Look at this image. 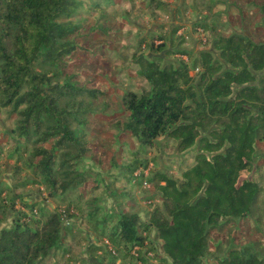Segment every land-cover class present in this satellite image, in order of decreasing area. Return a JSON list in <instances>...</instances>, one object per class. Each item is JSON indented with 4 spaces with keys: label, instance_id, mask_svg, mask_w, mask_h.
Masks as SVG:
<instances>
[{
    "label": "trees",
    "instance_id": "16d2710c",
    "mask_svg": "<svg viewBox=\"0 0 264 264\" xmlns=\"http://www.w3.org/2000/svg\"><path fill=\"white\" fill-rule=\"evenodd\" d=\"M149 2L154 10L167 13L156 0ZM115 3L0 0V110L12 120L3 134L15 143L9 157L16 156L33 176L11 187L0 182V264H57L56 256L68 251L64 238L77 236L74 225L65 221L81 211L85 196L84 221L108 242L92 245L88 264H207L203 251L214 241L213 233H225L226 227H235L238 237L217 258L218 264H264L263 232L249 223L264 207V187L252 176L256 143L264 144V33L259 31L257 40L255 32L245 30L216 34L209 48L191 55L181 47L167 49L165 33L153 30L136 50L121 54L148 87L123 93V116L99 120L98 114L114 108L97 79L101 69L75 61L78 52L106 56L117 31L101 18ZM229 6L240 18L235 24H245L246 7L256 8L264 21V0H230ZM92 12L99 16L90 18ZM198 20L195 26L207 34L205 21ZM176 54L180 58L168 57ZM190 60L197 76L189 73ZM96 125L102 132L114 131L120 146L107 160L116 173L106 184L110 196H120V209L124 199L133 202L122 186L133 188L141 167H146L138 150L162 138L173 140L178 153L193 151L192 162L178 179L160 175L156 189L162 207H153L147 221L128 209L101 213V198L94 193L102 175L79 167L84 155L106 162L105 153L93 152L91 143L100 138ZM128 139L137 150H129L133 159L122 162L119 156ZM88 182L93 186L87 187ZM33 183L52 197L71 198L66 207L49 210L13 191ZM9 212L10 223L2 225ZM250 228L254 233L245 243ZM152 231L163 255L150 263L146 255L154 251L148 240Z\"/></svg>",
    "mask_w": 264,
    "mask_h": 264
},
{
    "label": "rangeland",
    "instance_id": "374dc122",
    "mask_svg": "<svg viewBox=\"0 0 264 264\" xmlns=\"http://www.w3.org/2000/svg\"><path fill=\"white\" fill-rule=\"evenodd\" d=\"M230 0H156V4L159 3L160 7H164L167 13H160L159 10H154L149 6V0H116L115 5L107 9V15L101 19H107L108 22L117 31L115 40L110 41L106 47L105 57L101 58L97 55L93 56L86 52H78L76 63H94L101 69V74L97 79L104 84L108 96L114 103L113 110L108 114H98L99 120H108L114 117H121L124 115L123 107L121 105V97L127 90L140 91L143 88H147V83L138 78L135 74L136 66L133 64H127L122 61V53H131L136 50L139 45V41L142 38L149 37L153 30L165 33L167 49H175L181 47L186 51H190L191 55H194L199 49L209 48L211 46L212 39L216 34H229L231 31H249L254 34L255 40L258 38V32L264 33V21L260 14L257 13V9L254 7H246L243 11V17L245 18V24L240 20L242 27L240 28L239 22L236 24L234 21H238L240 18L236 15L235 8L229 6ZM252 13V14H251ZM82 16V15H80ZM98 13H90V18H96ZM200 18L206 23V33H200L202 27L195 26ZM176 28L174 33H170L171 30ZM195 29V31H194ZM200 33H198V32ZM155 32V31H154ZM153 32V33H154ZM259 32V33H260ZM149 35V36H148ZM208 35V36H207ZM206 41H203V38ZM152 56L151 54H149ZM157 55V54H156ZM164 57L163 53H158ZM170 59H178L179 54L168 56ZM182 58L186 59V55H182ZM169 59V58H168ZM189 73L193 76H197L198 69L192 67V61L188 62ZM12 124L11 118L0 110V182L9 187L13 183L24 181L25 178L31 179L32 171L27 168L23 162L15 161V157H9L11 150L14 149L15 143L10 141L8 137L3 134V129L9 127ZM100 132V138L98 141L94 140L92 146L95 153L102 151L105 153L106 162H100L98 158L92 155H84L80 168L86 171L98 172L102 175V181L100 186L95 191V196L101 198V207L103 212L107 214L119 213L121 210H130L136 213L142 221H147L149 211L155 207H162L161 199L156 184L159 183L160 175L169 176L175 179L180 177L181 170L188 166L193 159V151L190 150L184 153H178L176 151V145L173 140H163L159 138L156 145L152 147H146L145 150H138L137 155L141 161H146V167H141L140 175L137 174V178L134 180L135 185L133 188H129L127 184L122 186L124 191L129 192L128 198H131L133 202L127 201L123 197V206L121 209L119 205V197L117 192H114L112 196L107 191V183L111 181V177L115 171H111L108 159L114 153L116 149H119V143L115 138V132L112 130L103 131L99 130L98 125L95 126ZM93 133V132H91ZM108 143V145H107ZM49 147V143L45 144ZM135 141L128 139L127 148L121 152L119 160L122 162H129L133 158L129 155V150L136 151ZM256 149L258 150V156H256L255 167L253 169L252 176H256L258 183L264 187V144L262 142L256 143ZM145 170V171H144ZM144 171V172H143ZM157 175V180H156ZM141 177V178H140ZM155 177L153 182L149 179ZM93 186L91 182H88L87 187ZM117 186V185H116ZM115 187V186H114ZM118 188V186H117ZM116 189V188H115ZM17 194L30 201H37L45 206L49 210L62 209L67 205V199L71 196L66 194V197L50 196L42 185L33 183L26 184L22 187L13 189ZM123 191V190H121ZM71 192V191H70ZM4 195V194H3ZM122 198V197H121ZM84 199H88L87 196L80 200L81 211H77L74 217H70L68 221H65L66 225L73 224V228L77 236L74 240L70 236L64 238V244L68 247V251L65 255L59 253L56 256L57 264H88V254L91 251L92 245H102L105 242L103 236L99 238L95 232L87 227L85 223L86 207ZM264 198H262L263 200ZM6 200V198H5ZM127 201V203H126ZM133 203V204H132ZM18 207V206H17ZM258 217V218H257ZM257 218V221L255 220ZM11 220V213L7 215V220L2 225H8ZM255 220V221H254ZM113 221L109 222L112 223ZM250 225L259 227L264 235V207L258 211L255 216L250 220ZM251 226V227H252ZM109 228V227H107ZM235 227L224 229L225 233H213L214 241H210L205 250L202 253V259L207 264H218L217 258L225 255L230 245L234 244L233 240L238 237V232L234 231ZM257 230H255L256 232ZM254 231L251 228L248 230L246 241L252 239ZM154 232H150L149 241L154 247V251L147 252V261L152 263L157 256L163 255L160 248V241L153 238ZM105 237V236H104ZM253 237H256L255 235ZM241 242L240 240L236 241ZM235 242V243H236ZM146 244V242H145ZM144 246L143 250L147 249ZM138 249V248H136ZM264 251V248H261ZM155 257V258H154ZM119 261V260H117ZM44 264L51 263L46 260Z\"/></svg>",
    "mask_w": 264,
    "mask_h": 264
},
{
    "label": "built area",
    "instance_id": "2783aa9c",
    "mask_svg": "<svg viewBox=\"0 0 264 264\" xmlns=\"http://www.w3.org/2000/svg\"><path fill=\"white\" fill-rule=\"evenodd\" d=\"M197 32H198V31H197ZM199 32H200V33H203V29H200ZM199 32H198V33H199ZM200 33H199V34H200ZM203 41H204V42L206 41V38H205V37L203 38ZM105 243H108L107 240H105ZM108 248H109L112 252L114 251V250L112 249V247L109 246V245H108Z\"/></svg>",
    "mask_w": 264,
    "mask_h": 264
}]
</instances>
